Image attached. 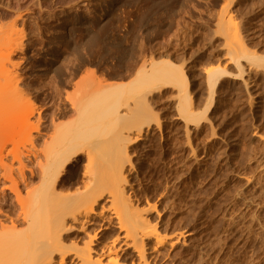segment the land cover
<instances>
[{"label": "rangeland", "instance_id": "obj_1", "mask_svg": "<svg viewBox=\"0 0 264 264\" xmlns=\"http://www.w3.org/2000/svg\"><path fill=\"white\" fill-rule=\"evenodd\" d=\"M0 56L18 73L35 117L59 114L69 122L120 107L127 120L120 115L124 122L92 132L90 144L107 140L111 151L121 148L114 158L107 155L108 165L129 160L123 161L124 176L133 209L155 204L145 216L160 236L170 237L158 251L150 248L155 239L145 241L140 260L109 210L105 222L70 221L74 228L64 236L65 245L74 246L69 250L85 247L89 235L97 234L94 251L114 242L119 264H264V0H0ZM145 58L147 65L174 63L188 77L185 86L148 95V112L142 103L146 90L133 84ZM131 64L134 75L126 74ZM217 67L226 74L214 87ZM1 85L12 100L6 81ZM113 85L121 86L114 91ZM68 102H75L73 110ZM142 106L148 114L139 117ZM148 123V133L133 144L138 133L127 128L146 130ZM15 132L0 152L30 155L37 133ZM98 142L96 162L104 166L108 151L102 153L109 148L101 152ZM76 157L62 176L72 186L62 193L77 194L89 181L87 155ZM108 199L96 208L103 203L107 209Z\"/></svg>", "mask_w": 264, "mask_h": 264}, {"label": "bare ground", "instance_id": "obj_2", "mask_svg": "<svg viewBox=\"0 0 264 264\" xmlns=\"http://www.w3.org/2000/svg\"><path fill=\"white\" fill-rule=\"evenodd\" d=\"M239 39H237L238 44L242 42H240L242 39ZM242 45H244V43ZM242 48L244 47L242 46ZM12 54L13 51H10L8 57H11ZM137 56L140 57V55ZM147 61L145 58V60L142 61L143 63L141 62L142 65L140 63L141 67L139 70L138 67L136 68L137 73L133 84L135 83V85L137 84L146 90L147 93L146 96L144 95L145 97H143L144 101L142 103L147 107L146 110L148 112V108L153 110L151 103L152 99L149 101L150 98L148 99V95L152 96L154 93L161 91L164 87L166 88L169 85L178 87L182 85L185 86V83L188 82V77L184 73L185 70H182V67L181 69H177L176 67L179 66L173 65L174 63L162 62L161 60V62L152 61L147 65ZM236 61L237 64H239V61ZM133 64L127 68L128 71H126V74L135 69L132 67ZM9 65L11 64L5 63L0 56V123H3L2 127H4L3 129L0 127V147L7 143V140L10 142L12 141L11 135L15 131V133H17L25 130H30V132H32L33 130L37 135L33 138L32 136L34 135L31 133L32 141H34L31 143L34 145L32 146L33 148H31L32 150H29L31 152L30 155L27 154V156H25L26 154H23V152H21L22 154L16 152L13 154V157H10L11 153L4 155L3 152H0V264H119L116 256H114V242L111 243L112 246H110L111 244L109 245L106 243L105 244L108 246H103V244L100 251L98 250L99 253L94 251L95 249L92 248V245L94 244V239L97 237V234L95 236L93 235L94 237L89 235V240L85 243V247L83 246V248L80 249L77 243H75V247L78 246L77 249L72 248V250H69L70 247L74 246L71 244V246L68 245L70 247L67 248L68 246L64 243L66 232H69L68 230H73L72 228H74L69 224L70 221L82 220L84 223L88 222L89 219H92L93 217L96 219H103L105 217V212L109 210H111L109 217L117 220L118 228L123 232V238L128 242L126 243L127 247L134 249L140 260L145 259L146 256L145 241L155 239L154 246L152 245L153 247L150 248H152L153 251H158L157 249L159 247L161 248L166 241H169L167 239L170 237L169 235L160 236L158 233L159 230L157 231V228H155L156 225L153 226L151 224L152 222L150 225V220L145 216L156 209L155 204L147 202L148 204L143 208L138 210L136 206V209H133L135 206H133L132 198L126 191L128 183L124 176V162L127 163L129 160L127 161L125 159L126 157H123L124 159L121 157V159H123L121 161H124L123 163L119 160V162L117 161V164L115 163L116 165H114V163L113 166L111 163L108 165L107 162H111V157L114 158L113 156H117L118 152L117 154H114L117 149H115V151L112 149L111 151V142L108 147L107 145H109V141L107 140L103 142L95 140L98 142L97 145H100L101 152L104 151V149L109 148L102 153L104 155V153L108 151L102 156V158L105 157L104 161L107 165L102 161L104 162V166H100V162H96L101 158L98 156L100 153L98 152L99 148H96L95 143L97 142L90 144V135L92 132H97L106 123H109L110 126L114 122L117 124L120 119L121 122H124L122 119L124 117L120 114V107L117 106L108 111L106 110V113L104 110L105 114L102 113L103 110L97 109V111L100 110L101 112H96L95 114L90 115L89 118L81 116L82 118L79 117L80 119H77V121L68 120L69 122H66L67 120L62 122L59 118V114H52L51 117L45 115L44 118V116L42 117L43 114L41 113V115L38 112V116L35 117V106L31 104V98H28L27 100L25 94L26 91L24 94L21 93L20 90L22 88H20V77L14 69L9 67ZM223 70L224 69H221L220 67L216 70H212V74L210 73L211 77L215 78L214 87L219 85L220 78L226 74V71ZM132 74L134 75V72ZM132 74L130 73V75ZM120 76H124L123 73H121L119 77ZM3 81H6L7 91L14 93L12 100H9L10 97L3 91V86L1 85ZM119 86L121 85H118V87L116 86L117 88H115V86L111 87V89L116 91ZM22 92H24L23 89ZM57 94L59 93L57 92ZM185 94H183V96H185ZM27 95L29 97V93ZM188 96H186V98H189L187 101L192 103V97L189 94ZM138 102L139 101H137V104ZM68 103L73 110L75 102ZM144 106L140 107V109L143 108V110H145ZM76 109L74 108L75 111L73 112H76ZM209 111L210 108L208 109V112ZM143 112L145 111H142L141 109L138 116L140 113L143 114ZM147 112L145 113L148 114ZM71 113H67L68 116H73V113ZM76 113H78V111ZM76 113H74V115H76ZM146 114H144L143 117L146 116ZM124 116L125 118L128 117L127 115ZM130 116L129 118H131ZM138 116L136 114V118ZM139 117H142V115L140 114ZM59 120H61L62 123L59 122ZM192 120L191 122H196V120ZM123 125L122 127L120 126V129H123L119 130L121 132L125 131ZM137 125L131 126L126 130L128 134L138 133V137H135V141H132V143L142 140L143 135L147 134L150 129L149 123L146 126V130L142 128V126H144L143 123L141 124L142 126L139 125L138 127ZM109 126L106 125L105 127L107 128ZM116 135H119V132L118 134L116 133L115 136ZM131 140L129 141L130 143ZM115 141L116 140L113 141V144ZM105 142H108L107 145ZM35 143H38V145L40 143L41 146H39L41 149L38 145L36 146ZM102 144L105 145L101 146ZM93 147H95V149ZM102 148L104 149L102 150ZM113 148H115V146ZM126 148L122 147L123 150ZM91 149L94 151L92 152L93 154L97 150L98 154L97 152L94 154L96 157L91 153ZM120 149L121 148L119 147L118 150ZM123 150L121 151L124 153ZM111 152L113 155L107 157ZM122 152H119V155L123 156ZM79 154L87 155L88 167H86L87 170H85L86 174L90 176V178L88 177L89 183L87 182L86 185H84L83 191H77V194L76 191L74 192L75 194L73 193L74 195L66 194L65 191V193H62V190L68 187V185L72 186V183H65V180V182H62L63 172ZM109 157L111 159L110 161ZM114 162H116V160ZM105 196H108V202H111V205L108 204V208L106 209L105 206L107 204L103 205L102 203L101 209H97L96 207L100 205ZM147 200L148 199H146V201ZM59 205H61V208ZM103 220L105 222V219ZM95 224H97V222H95ZM83 225L86 226V223ZM102 226L104 225H100L101 228ZM68 227H70V229L67 230ZM65 230L67 231L65 232ZM80 230L83 231L84 229L80 228ZM181 237H183V235ZM175 242H173L172 245L170 244V247L175 246L177 243ZM145 264L148 263L145 261Z\"/></svg>", "mask_w": 264, "mask_h": 264}]
</instances>
